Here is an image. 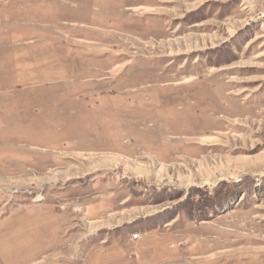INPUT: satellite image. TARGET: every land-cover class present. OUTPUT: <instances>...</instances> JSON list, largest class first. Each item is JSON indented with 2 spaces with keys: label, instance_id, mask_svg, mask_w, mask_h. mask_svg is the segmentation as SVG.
I'll list each match as a JSON object with an SVG mask.
<instances>
[{
  "label": "rangeland",
  "instance_id": "obj_1",
  "mask_svg": "<svg viewBox=\"0 0 264 264\" xmlns=\"http://www.w3.org/2000/svg\"><path fill=\"white\" fill-rule=\"evenodd\" d=\"M0 264H264V0H0Z\"/></svg>",
  "mask_w": 264,
  "mask_h": 264
}]
</instances>
